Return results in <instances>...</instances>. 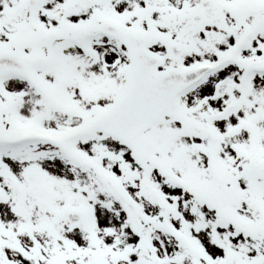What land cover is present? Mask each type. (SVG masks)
I'll use <instances>...</instances> for the list:
<instances>
[{
	"label": "snow or ice",
	"instance_id": "6c2138e0",
	"mask_svg": "<svg viewBox=\"0 0 264 264\" xmlns=\"http://www.w3.org/2000/svg\"><path fill=\"white\" fill-rule=\"evenodd\" d=\"M0 264H264V0H0Z\"/></svg>",
	"mask_w": 264,
	"mask_h": 264
}]
</instances>
